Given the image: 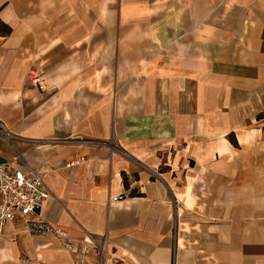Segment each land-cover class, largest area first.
I'll return each mask as SVG.
<instances>
[{
  "label": "crops",
  "instance_id": "obj_1",
  "mask_svg": "<svg viewBox=\"0 0 264 264\" xmlns=\"http://www.w3.org/2000/svg\"><path fill=\"white\" fill-rule=\"evenodd\" d=\"M0 20V163L104 242L83 264H264V0H0ZM28 217L0 264H80Z\"/></svg>",
  "mask_w": 264,
  "mask_h": 264
},
{
  "label": "built area",
  "instance_id": "obj_2",
  "mask_svg": "<svg viewBox=\"0 0 264 264\" xmlns=\"http://www.w3.org/2000/svg\"><path fill=\"white\" fill-rule=\"evenodd\" d=\"M29 76L32 82L42 84L39 76L32 69L29 70ZM10 137L12 139L10 132L0 123V139L8 144ZM82 158V156L73 158L67 164H74ZM21 159L22 154L15 151L13 160ZM128 195L129 192L124 191L111 197V200H119ZM51 198H55V196L46 185L41 170L27 164L24 168H20L11 160L0 163V230L5 222L18 216L29 215L30 217L25 223L29 232L53 235L63 239V244L67 250L79 253L80 264L84 263L85 255L92 249H99L102 253L104 242H99L90 235L84 239L71 240L68 238L66 230L53 227L47 220L39 216L37 209L45 200Z\"/></svg>",
  "mask_w": 264,
  "mask_h": 264
},
{
  "label": "trees",
  "instance_id": "obj_3",
  "mask_svg": "<svg viewBox=\"0 0 264 264\" xmlns=\"http://www.w3.org/2000/svg\"><path fill=\"white\" fill-rule=\"evenodd\" d=\"M9 32H10V27L0 20V33L8 34ZM261 47H262V51L264 52V29L262 32V46ZM233 142H235V140H233Z\"/></svg>",
  "mask_w": 264,
  "mask_h": 264
},
{
  "label": "water",
  "instance_id": "obj_4",
  "mask_svg": "<svg viewBox=\"0 0 264 264\" xmlns=\"http://www.w3.org/2000/svg\"><path fill=\"white\" fill-rule=\"evenodd\" d=\"M4 161V160H3Z\"/></svg>",
  "mask_w": 264,
  "mask_h": 264
}]
</instances>
